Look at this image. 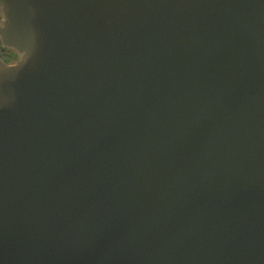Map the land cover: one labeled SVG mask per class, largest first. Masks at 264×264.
I'll return each instance as SVG.
<instances>
[{
  "label": "water",
  "instance_id": "95a60500",
  "mask_svg": "<svg viewBox=\"0 0 264 264\" xmlns=\"http://www.w3.org/2000/svg\"><path fill=\"white\" fill-rule=\"evenodd\" d=\"M0 7V264H264V0Z\"/></svg>",
  "mask_w": 264,
  "mask_h": 264
},
{
  "label": "flooded vegetation",
  "instance_id": "af4514ba",
  "mask_svg": "<svg viewBox=\"0 0 264 264\" xmlns=\"http://www.w3.org/2000/svg\"><path fill=\"white\" fill-rule=\"evenodd\" d=\"M5 26V14L3 12V8L0 7V30ZM0 61L6 64H15L20 61V54L4 45L3 37L0 35Z\"/></svg>",
  "mask_w": 264,
  "mask_h": 264
}]
</instances>
